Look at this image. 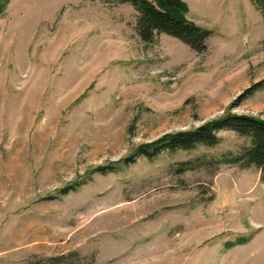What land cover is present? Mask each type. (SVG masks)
I'll return each mask as SVG.
<instances>
[{"label":"rangeland","instance_id":"374dc122","mask_svg":"<svg viewBox=\"0 0 264 264\" xmlns=\"http://www.w3.org/2000/svg\"><path fill=\"white\" fill-rule=\"evenodd\" d=\"M206 50L113 0H11L0 22V264H264V170L216 164L245 141L136 156L230 115L264 120L257 0H183ZM1 17V18H2ZM0 18V19H1ZM239 237L246 243L226 249Z\"/></svg>","mask_w":264,"mask_h":264},{"label":"trees","instance_id":"16d2710c","mask_svg":"<svg viewBox=\"0 0 264 264\" xmlns=\"http://www.w3.org/2000/svg\"><path fill=\"white\" fill-rule=\"evenodd\" d=\"M11 0H0V18L6 12ZM121 4H129L138 13L136 30L143 43L152 42L157 34H165L175 38L195 52L206 50V42L210 31L197 26L186 18L188 7L183 0H113ZM264 12V0H257ZM264 44V43H263ZM264 88V79L256 84ZM232 131L245 141L236 153H227L214 160L216 164L236 166L241 169L256 166L264 170V120L244 115L227 114L222 118L207 122L195 129L165 134L159 139L141 144L136 147L132 155L108 165L96 167L86 176L62 187L54 196L48 199L56 200L70 192H75L90 180L91 175H101L116 172L122 166L140 156L153 161L162 153H176L178 151H192L199 147L213 148L220 143L218 133ZM248 239L239 237L224 244L226 249L242 245Z\"/></svg>","mask_w":264,"mask_h":264},{"label":"crops","instance_id":"0c3cea01","mask_svg":"<svg viewBox=\"0 0 264 264\" xmlns=\"http://www.w3.org/2000/svg\"><path fill=\"white\" fill-rule=\"evenodd\" d=\"M2 20H3V17L0 19V22H2Z\"/></svg>","mask_w":264,"mask_h":264}]
</instances>
